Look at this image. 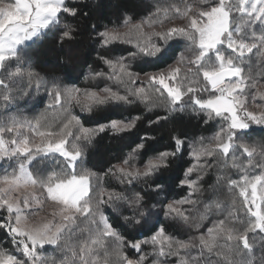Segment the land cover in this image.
Instances as JSON below:
<instances>
[{"label":"snow or ice","instance_id":"obj_1","mask_svg":"<svg viewBox=\"0 0 264 264\" xmlns=\"http://www.w3.org/2000/svg\"><path fill=\"white\" fill-rule=\"evenodd\" d=\"M77 14L69 0H0V161L12 169L0 175V230L7 229L15 245L11 251L0 249V264H149V257L151 264H264V255L256 256L257 244L264 250V164L258 163L264 160V138L252 141L257 126L256 134H264V84L257 81L258 75L264 81V59L260 72L253 71L254 57H264V0H181L157 7L139 22L126 17L123 31L105 27L97 32L101 47L130 46L127 55L101 57L108 72L96 76L115 89L107 84L80 88L31 71L30 44L59 26L62 16ZM173 19L183 22L177 25ZM63 29L60 39L70 40L71 24ZM181 44L183 50L177 52ZM169 54L172 63L163 69L132 70L133 62L154 64ZM22 82L24 87H19ZM42 84L49 100L33 122L17 108V97L27 103ZM133 104L168 113L190 106L206 114L205 123L220 124L212 137L189 145L195 162L179 180L188 194L162 202L156 212L144 210V196L132 190L141 179L166 171L188 144L184 139L173 136L171 149L145 159L155 139L145 133L124 159L103 172L84 166L87 149L99 133H131L141 117L88 127L73 109L92 114L103 106ZM47 113L63 117L55 129ZM165 119L157 116L149 124ZM237 151L239 161L233 158ZM209 159L234 169L238 178L218 176L216 183L226 187L230 206L219 199L205 204L195 221L185 206L198 204L192 196L200 191V173L213 167L200 162ZM109 177L118 181L116 187H105ZM119 186L124 190H117ZM155 190L163 191V186L156 184ZM109 210L120 215L121 227L144 230L147 238L129 240L114 226ZM160 212L199 234L187 239L169 234L155 219ZM205 219L207 224L202 223ZM145 245L151 246L150 253H144Z\"/></svg>","mask_w":264,"mask_h":264},{"label":"trees","instance_id":"obj_2","mask_svg":"<svg viewBox=\"0 0 264 264\" xmlns=\"http://www.w3.org/2000/svg\"><path fill=\"white\" fill-rule=\"evenodd\" d=\"M181 0H69L70 6L78 9V14L75 17L64 15L61 17V24L50 31H46L40 37L35 39L34 43L28 48V58L31 71L38 73L45 80H50L52 77L59 78L64 84H74L80 88H103L106 84L114 89L116 85L111 84L103 77H97L96 73H107L108 69L103 64L101 57L112 58L121 55H127L130 50L129 45L118 44L109 46L108 48L101 47L97 32L103 31L105 27H119L122 31L123 20L126 17H131L134 22H139L154 12L157 7H167L169 4H180ZM173 19L172 21H179ZM171 21V22H172ZM71 24L73 29L72 38L61 40V32L63 24ZM165 23H168L166 21ZM95 26V28H93ZM157 29L159 25L156 26ZM183 44L176 51H182ZM170 55L164 61L154 64H144L139 61L133 62L132 70L136 72H153L158 69H163L167 64L172 63ZM264 59L260 54L254 57L253 71L259 73L261 70V60ZM258 83H264L257 76ZM26 82H22L19 87H24ZM17 108L23 116L29 120H36L44 113L46 104L49 98L45 95V86L42 84L39 91L33 89V98L25 103V98L17 97ZM3 109H0L2 112ZM13 111H16L14 108ZM74 114L81 117L85 126L94 127L98 123H105L110 119H122L125 117L137 116L141 117L137 127L131 133H122L115 135L111 132L99 133L93 140L92 144L87 149L85 157L86 167L103 172L111 164H116L124 159L137 143L140 142V137L147 133L149 136L155 137L148 145V152L145 156L156 154L158 151H163L166 148L171 149L173 142L172 137L178 136L188 144L170 161V167L166 171H162L157 176H152L146 180L141 179L136 183V187L132 190L140 192L145 199V208H151L154 212L158 211L161 203H167L170 200L184 197L188 194L189 189L181 187L179 180L183 178V172L194 163L193 157L189 154V145L193 141H198L200 138H210L219 129L218 121H209L205 113L195 111L192 107L187 106L178 108L172 113L166 112L164 109L145 110L142 104L123 105L117 107L115 105L103 106L94 110L92 114L82 113L79 108L73 109ZM48 122L55 129V125L63 118L56 116L53 113H47ZM157 116L167 117L158 124H149L150 120H155ZM34 122V121H33ZM256 133H259L257 126ZM254 133L252 141L264 138V134ZM204 143H208L205 139ZM233 158L241 160L240 152L233 153ZM200 163H210L213 167L205 169L202 175V180L198 183L199 192L192 196L193 200L198 201L197 205L185 206L192 220L198 221L203 211L205 204L212 205L219 199L225 205L230 206V194L226 187L217 185V177L227 175L230 178H238L234 175V169H225L220 161H212L211 159ZM258 163L264 164V160H258ZM0 166V171L9 169L8 164ZM220 164L219 167L216 165ZM196 178V174L193 175ZM155 181V183H153ZM156 184L163 186V191L157 192ZM118 181L115 178L109 177L105 182V187H116ZM151 186V187H149ZM117 190L123 191L124 187L119 186ZM117 207H120L119 205ZM228 208H224L226 214ZM123 215H131V212L124 211ZM0 215H4L0 211ZM112 223L118 228L129 240H144L149 233L144 230L134 229L130 226L121 227L124 222L120 215L112 210L107 212ZM216 213H213L212 219L216 218ZM159 224L163 225L169 234L175 235L180 239H187L189 236L198 235V231L185 225L182 221L165 217L162 212L158 217H155ZM209 221L205 219L202 223L207 224ZM260 237L256 240L259 242ZM15 245L11 243V237L6 232V229L0 230V249L13 250ZM256 256L264 255V250H260L257 244ZM130 255H135V250L127 249ZM151 246H144V253H150ZM45 255H50L46 252ZM192 255H197L193 252ZM22 258V257H21ZM152 257H149L151 264ZM203 264V262H201Z\"/></svg>","mask_w":264,"mask_h":264},{"label":"rangeland","instance_id":"obj_3","mask_svg":"<svg viewBox=\"0 0 264 264\" xmlns=\"http://www.w3.org/2000/svg\"><path fill=\"white\" fill-rule=\"evenodd\" d=\"M183 21L179 20V21H172L171 23H174V24H181ZM258 84H264V83H258ZM35 122V120H33ZM4 162L3 161H0V166L3 165ZM7 165V163L5 164ZM11 168H9L7 171L11 172ZM4 174V171H0V175ZM50 211V209H49ZM41 215H44L45 213H40ZM6 232H7V229H6ZM8 233V232H7ZM9 234V233H8ZM9 236L11 237V235L9 234Z\"/></svg>","mask_w":264,"mask_h":264}]
</instances>
